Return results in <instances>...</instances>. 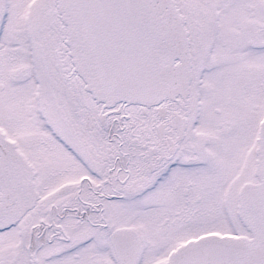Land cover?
Returning <instances> with one entry per match:
<instances>
[{
  "label": "snow or ice",
  "instance_id": "1",
  "mask_svg": "<svg viewBox=\"0 0 264 264\" xmlns=\"http://www.w3.org/2000/svg\"><path fill=\"white\" fill-rule=\"evenodd\" d=\"M0 264H264V0H0Z\"/></svg>",
  "mask_w": 264,
  "mask_h": 264
}]
</instances>
